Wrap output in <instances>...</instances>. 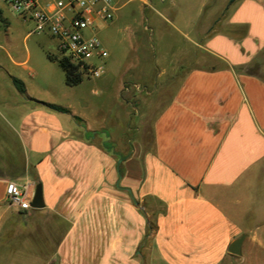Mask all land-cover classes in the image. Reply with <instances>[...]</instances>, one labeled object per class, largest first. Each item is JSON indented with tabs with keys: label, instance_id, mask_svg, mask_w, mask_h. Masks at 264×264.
<instances>
[{
	"label": "crops",
	"instance_id": "obj_1",
	"mask_svg": "<svg viewBox=\"0 0 264 264\" xmlns=\"http://www.w3.org/2000/svg\"><path fill=\"white\" fill-rule=\"evenodd\" d=\"M197 39L156 84L117 81L99 123L38 102L19 62L34 89L0 85V264H264V0L218 1ZM9 180L44 205L8 203Z\"/></svg>",
	"mask_w": 264,
	"mask_h": 264
},
{
	"label": "rangeland",
	"instance_id": "obj_2",
	"mask_svg": "<svg viewBox=\"0 0 264 264\" xmlns=\"http://www.w3.org/2000/svg\"><path fill=\"white\" fill-rule=\"evenodd\" d=\"M114 1L117 8L113 19L96 29L108 52L104 73L100 77L83 76L77 85L68 86L63 70L47 56L48 53L60 56L56 40L47 32H33L34 22L30 18L24 19L0 0V85L7 87L6 95L12 98L10 75L22 81V76L27 78L29 88L34 89L28 79L29 69L19 63L27 60L26 66L38 72L34 81L42 88L37 91L41 96L50 97L55 103L69 106L72 113L99 123L102 117L109 116L112 103L115 105L111 90L117 81L131 80L132 86L139 82L144 89V85L156 84L162 79L157 78L159 69L170 71L180 67L177 64L187 45L185 38L198 40L197 31L203 30L212 9L221 0ZM120 109L128 110L134 123L138 122L141 116L136 113L138 107L128 105ZM0 110L3 109L0 107ZM97 136H103L111 144L104 132H97Z\"/></svg>",
	"mask_w": 264,
	"mask_h": 264
},
{
	"label": "built area",
	"instance_id": "obj_3",
	"mask_svg": "<svg viewBox=\"0 0 264 264\" xmlns=\"http://www.w3.org/2000/svg\"><path fill=\"white\" fill-rule=\"evenodd\" d=\"M16 13L34 22L35 33L47 32L57 43L58 57H66L81 76L100 77L105 71L107 50L96 29L110 22L117 8L114 0H4ZM6 201L30 207L26 184L9 180Z\"/></svg>",
	"mask_w": 264,
	"mask_h": 264
},
{
	"label": "trees",
	"instance_id": "obj_4",
	"mask_svg": "<svg viewBox=\"0 0 264 264\" xmlns=\"http://www.w3.org/2000/svg\"><path fill=\"white\" fill-rule=\"evenodd\" d=\"M47 56L49 57V59L56 61L57 64L62 68L65 75V82L68 85H77L82 80V76L77 71L76 66L72 62H70L66 57H57L56 55H53L51 53H48ZM11 80L17 90L20 93L25 94V85L23 81L16 76H11ZM38 102L44 103L45 105L49 106L54 110L70 113V109L68 107L56 103H47L43 101ZM73 117L76 120L79 119V117L76 115H73Z\"/></svg>",
	"mask_w": 264,
	"mask_h": 264
},
{
	"label": "water",
	"instance_id": "obj_5",
	"mask_svg": "<svg viewBox=\"0 0 264 264\" xmlns=\"http://www.w3.org/2000/svg\"><path fill=\"white\" fill-rule=\"evenodd\" d=\"M44 205L43 202V196H42V189H41V183H37L34 189V193L30 202V206L33 208H39ZM244 236L240 235L236 239H234L230 245L228 246V251L233 254H240L241 252V243Z\"/></svg>",
	"mask_w": 264,
	"mask_h": 264
}]
</instances>
